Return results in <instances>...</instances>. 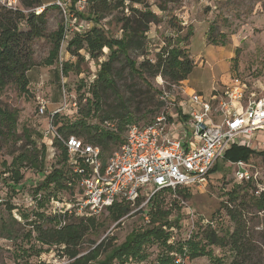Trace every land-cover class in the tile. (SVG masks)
Wrapping results in <instances>:
<instances>
[{"label": "rangeland", "instance_id": "rangeland-1", "mask_svg": "<svg viewBox=\"0 0 264 264\" xmlns=\"http://www.w3.org/2000/svg\"><path fill=\"white\" fill-rule=\"evenodd\" d=\"M58 1L67 5L66 13L60 6V10L50 11L48 32L56 31L60 21L65 19L67 35L61 52L59 51L60 60L53 66L44 64L49 56L51 43L48 39L36 42L34 58L36 66L27 75L30 82L28 93L22 94L16 86L8 85L0 97V108L16 116L13 130L10 124V126L5 124L10 129L7 126L0 127V199L3 201L0 205V264H70L73 261L62 254L63 247L40 242L38 234L33 230L34 224L46 225L51 215L49 197L56 196L60 198L61 203L70 198L68 193L58 196L57 193H62V189L57 188L54 183L48 187H43L42 184L51 172L60 167L55 141H45L41 135L51 112L63 109L57 121L58 127L67 128L77 121H83L90 128L101 129L99 115L103 117L108 111L127 110L128 122L121 134L124 140L129 125H147L161 111L159 107L161 99L155 90L165 86L163 79L160 77L148 79L151 85L149 87L130 71L123 60H120L113 66L114 86L101 91L102 111L98 115L94 114L95 100L91 86L96 81L100 64L109 58L110 52L105 49V56L96 61L82 51L84 61L78 66L77 58L72 57L66 48L67 42L75 33L86 31L92 26L78 16V13H88L87 3L86 0H77L78 3L73 10L72 0L70 2L42 0V4L58 6ZM148 3L158 16V23L152 25L146 34V57L136 58V55L132 57L133 60H137L138 66L146 60L156 62L157 55L163 48L170 50L172 47H179L195 59L192 58L195 66L188 79L197 94L209 98L213 89L221 90L223 83L218 85L221 76L224 83L239 79L248 87L264 85V0H148ZM0 7L3 5L0 4ZM17 7L22 8L20 0ZM38 10L39 8L36 12ZM125 14H128V11H125ZM120 17L121 15L109 17L102 20L100 25L109 35L121 38V25L116 19ZM172 21L179 27H171ZM188 30L193 31V34L186 42L184 38ZM66 64L71 67L68 73L64 72ZM181 84L170 91L172 98L181 95V90L178 89ZM63 90L66 91V95ZM163 90L166 91L164 88ZM38 97L49 102L44 116L38 114ZM74 103L77 104V108L73 107ZM175 105L176 103L171 107L172 117L177 113ZM88 109L91 110L90 115L85 117L84 113H87ZM187 128L189 140L197 141L191 134V128ZM28 137L39 149L45 148L36 168L20 167L14 161L20 154L30 149ZM244 139L252 138L245 136ZM119 146L112 145L111 151L104 154L105 157L109 158L112 155L110 153L116 152ZM250 148L254 151L252 157L242 162L248 165V171L252 176L249 185L253 188L245 187L244 181L236 177V167L232 165V161L221 159L216 169L211 172L205 187L190 186L186 189L180 188V191L183 190L182 193L179 189L161 193L162 209L168 214L162 221H168V224L162 227L167 234L166 245L158 242L145 245L147 255L145 260L128 259L125 264H157L158 258L163 256H169L176 263L177 259L182 260V253L188 251L189 246L183 243L189 239H195L192 241V247L212 251L211 256L200 257L190 264H212L214 259L229 264L233 258L232 249L210 245L208 235L215 231L219 237H223L233 231V222L224 210L228 194L233 189H238L240 195L252 192L256 195V191L259 195L264 193L262 133L252 139ZM16 171L23 176L17 185L14 174ZM38 187L44 189L40 192L44 201L38 205L31 204L34 202L31 200L36 198ZM148 208L149 205L140 210L138 206L130 207V214L121 219H114L118 213L116 209L93 216L97 220L98 229L87 236L82 255L90 252L94 243L99 244L106 237L115 239L112 240V245H109L113 247L125 242L135 229L151 227V220L147 215ZM38 215L45 218L41 219ZM145 218H148V221ZM252 225L256 239L264 251V213L255 217ZM101 259H104V255L96 260L94 258L92 264H97Z\"/></svg>", "mask_w": 264, "mask_h": 264}, {"label": "trees", "instance_id": "trees-1", "mask_svg": "<svg viewBox=\"0 0 264 264\" xmlns=\"http://www.w3.org/2000/svg\"><path fill=\"white\" fill-rule=\"evenodd\" d=\"M77 3V0H72L71 10ZM86 3L88 13H78V16L81 20H87L92 26L86 31L75 33L67 42L66 50L72 57L77 58L78 66L84 61L81 55L82 51H85L90 59L96 61L105 56V49L110 52L109 58L100 64L96 81L91 86L95 100L93 103L94 114L98 115L102 111L100 107L101 91L114 86L113 66L120 60H123L130 71L149 87L151 85L148 79L160 77L165 84L163 88L171 91L174 86H179L189 78L195 62L187 52L179 47H172L170 50L167 48L161 49L154 63L146 60L138 66L137 60H133V55H136V58L146 57V34L151 30L152 25L158 23V16L151 10L148 0H86ZM20 4L22 8L17 10L0 7V97L4 88L8 85L16 86L22 94L28 93L30 82L27 75L36 66L34 59L36 42L46 39L50 41L49 56L44 64L53 66L60 60L59 51L61 52L62 44L65 42L67 35L65 19L60 21L56 31L48 32L49 13L53 9L60 10L59 6L44 7L42 0H20ZM37 8H43V10L37 13ZM125 11H128V14H125ZM120 15L121 17L116 19L121 25L122 37L116 38L109 35L100 23L109 17H119ZM171 27L177 28L179 26L175 24V21H172ZM192 34L193 31L188 30L184 41L188 42ZM70 68L66 64L64 72L68 73ZM62 76L64 77L63 73ZM163 88L155 90L159 97H161ZM159 107L161 111L153 119L164 113L166 104L159 100ZM123 108L126 109L125 106ZM126 111L113 110L106 112L103 117L99 115L101 129L90 128L83 121H77L67 128L58 127L57 121L60 115L57 116L55 124L63 137L74 136L85 143L99 147L104 159H107L104 154L111 151V146H119L122 143L121 134L126 129V123L128 122L129 113H126ZM90 112L91 110L88 109L84 116H89ZM15 122L16 116L14 113L0 108L1 128L7 126L10 129L9 126L11 125L13 130ZM106 123L113 124L114 129L106 127ZM27 142L31 146L30 149L20 154L14 161L20 167L36 168L45 148L39 149L37 144L29 137ZM55 148L58 149L57 157L59 158L60 167L51 172L42 184L43 187H48L54 183L57 188L63 191L65 189L64 177L68 165V154L59 142H55ZM253 152L250 147L236 145L225 154V160L232 162L248 161ZM14 174L16 176L15 184L17 185L19 180L23 179V176L19 171L14 172ZM250 182L251 180H248L243 183L246 185L245 187L253 188L252 185H249ZM43 190V188L38 187L36 193L38 194ZM167 191L170 190L160 192L149 203L147 215H149L152 226L135 229L121 245L109 246L112 245L111 242L115 239L106 237L99 244L94 243L91 251L82 255L85 250L87 236L98 229L97 220L93 216L77 219L67 217L66 225L61 228H58V225L62 221V217L49 216L46 225L34 224L33 230L38 234L40 242L63 247L62 254L73 260L70 264H92L94 258L96 260L103 255L104 259L98 261L97 264H125L128 259L142 261L147 258L144 250L145 245L157 242L161 245L167 243V234L162 227L166 226L168 221H162L168 217V214L167 211L162 209L163 204L160 200V194ZM182 192L183 190L180 191V193ZM140 203L141 201L136 206H139ZM10 209L13 208L10 207ZM114 209L118 212L117 217L114 219H121L131 212L129 205L126 206L125 203H118L109 210ZM224 210L233 222V231L228 236L223 237H219L215 231H211L208 235L209 244L231 248L233 258L229 264H264V251L256 239L255 229L252 225L254 218L259 216L260 213H264V193L259 196H256L255 192L240 195L238 189H233L228 194V201L224 205ZM38 216L41 219L45 218L43 215ZM194 240L189 239L183 243L189 246V249L187 252L182 253V260L178 264H190L200 257L211 256L212 251L209 249L192 247V241ZM157 262V264H177L169 256L159 257ZM212 264L225 263L214 259Z\"/></svg>", "mask_w": 264, "mask_h": 264}, {"label": "built area", "instance_id": "built-area-1", "mask_svg": "<svg viewBox=\"0 0 264 264\" xmlns=\"http://www.w3.org/2000/svg\"><path fill=\"white\" fill-rule=\"evenodd\" d=\"M0 4L10 10L19 9L18 0H0ZM58 4L66 13L67 5L60 1ZM41 11L39 9L37 13ZM63 93L66 95L65 90ZM160 99L166 104L164 113L147 125H129L119 149L107 159L99 147L60 134L55 122L63 109L48 115L42 138L59 142L68 154L65 189L57 194L68 193L70 198L65 203L56 196L49 199L50 216L62 217L58 228L66 225L67 217L95 216L118 203L133 208L141 201L140 210L165 190L205 187L218 161L225 159L233 146L251 147L257 134L264 135V85L248 87L234 79L221 92L213 91L209 98L190 94L191 121L180 126L182 137L178 138L167 132L171 107L175 103L170 91L163 90ZM38 101V114L44 116L49 102L42 97H38ZM73 107L77 108V104ZM105 126L114 129L110 123ZM187 127L191 128L197 141L189 140ZM245 136L252 139L245 140ZM231 163L236 167L238 179H252L246 163ZM256 195H259L258 191ZM42 200L43 194L38 193L31 204L38 205ZM2 203L0 199V205ZM180 262L181 259L176 260L177 264Z\"/></svg>", "mask_w": 264, "mask_h": 264}, {"label": "crops", "instance_id": "crops-1", "mask_svg": "<svg viewBox=\"0 0 264 264\" xmlns=\"http://www.w3.org/2000/svg\"><path fill=\"white\" fill-rule=\"evenodd\" d=\"M65 1L70 2L71 0H65ZM44 7H47V5L44 4ZM224 82H225L224 78H223V76H221V79H220V82L218 83V85L223 83V86H222L223 88H221V90L220 89H213V91L221 92L224 89V86H226L230 83V82H228V83H224ZM218 88H219V86H218ZM178 89L181 90V95H179L177 97L173 96V99L176 103L175 108H177V113H175L176 115H174V117H172V114H171V119L169 120L170 124L167 126V132L176 138L182 137L181 132H180L181 131L180 128L188 125V123L191 121V117H192L191 116V111H192L191 109H192V107L189 103V95L192 93H195V90L192 88V86H190L189 79L184 81L181 84V86L178 87ZM171 113H173V110H171Z\"/></svg>", "mask_w": 264, "mask_h": 264}]
</instances>
